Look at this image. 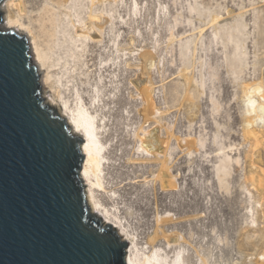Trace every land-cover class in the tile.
<instances>
[{"label":"rangeland","instance_id":"rangeland-1","mask_svg":"<svg viewBox=\"0 0 264 264\" xmlns=\"http://www.w3.org/2000/svg\"><path fill=\"white\" fill-rule=\"evenodd\" d=\"M2 15L52 64L61 95L42 96L97 114L96 195L140 248L159 230L171 259L264 264V0H24Z\"/></svg>","mask_w":264,"mask_h":264},{"label":"water","instance_id":"water-1","mask_svg":"<svg viewBox=\"0 0 264 264\" xmlns=\"http://www.w3.org/2000/svg\"><path fill=\"white\" fill-rule=\"evenodd\" d=\"M3 21L0 12V264H126L116 222L89 213L83 138L44 104L29 39Z\"/></svg>","mask_w":264,"mask_h":264},{"label":"bare ground","instance_id":"bare-ground-1","mask_svg":"<svg viewBox=\"0 0 264 264\" xmlns=\"http://www.w3.org/2000/svg\"><path fill=\"white\" fill-rule=\"evenodd\" d=\"M4 1L5 5H2ZM30 1L36 4L40 2V0ZM52 1L55 3H59L61 0ZM92 1L94 2V0ZM23 3L24 0H3L0 3V12L3 13L6 8L15 9L19 6L21 7ZM90 18L93 19L92 17ZM5 20L6 22L3 21V24L1 25L2 29L17 31L21 34H25L29 39L33 61L34 64H36L38 67L40 92L41 89L45 90V88H51L52 90L56 91L55 93L61 95L59 93V87L57 86V80L52 70V64L48 61V57L44 49L37 41L33 31L30 30L28 26L16 19L11 18L9 15L6 16ZM92 26V29L87 33L88 37L93 43V46L98 47V43L100 44L99 46H104L105 43L103 38L100 34H98L96 29L94 28V25ZM101 27L102 26L99 24L97 28L100 29ZM80 36L81 34L79 35V37ZM53 39L56 42V34ZM118 52H120L119 47ZM94 59L95 55H90V57L88 58V63L89 61H94ZM92 66L90 65V68H92ZM136 86V89L140 87H138V85ZM253 91L259 93L264 92V90L260 86L254 88ZM142 92L140 93L144 94ZM146 97L145 98L148 99L149 96H147L146 94ZM78 99L79 102L77 103V107L73 108L68 105V102H64V105L62 106L53 97L48 98L44 92L42 96L44 104L49 107V109H51L55 113V115L61 117L64 121H66L68 128L73 132V134L79 135L83 138L81 150L82 154H84V161L81 165V170L78 177L82 182V187L89 208V213L92 214L95 218L99 219L102 222L103 226H106L105 223L108 217L112 218L116 222L119 228L117 234L120 237V240L128 244L125 258L126 264H187L185 256H182V254H180L182 252H180L179 254L177 253L178 255H176L175 258L171 259L170 253H168L167 248H159L155 246L159 239V230L156 231V234L152 236L151 240H149V245L154 246L152 250L147 252L143 248H140L139 244L136 242L135 237L130 236L126 232V225H123L121 220L112 213L111 209L105 207L97 198L96 192L98 190H106L104 181L106 163L105 160H107V152H105V150L107 149V146L102 140L103 136L101 131V124H99L98 116H96L97 114L92 112L91 108L87 106L84 97L79 95ZM259 108L261 110V113L264 114V105L259 104ZM255 111H258L257 108H255ZM146 142L150 143V145L155 144L152 135H148ZM141 148L145 150L146 147H143L142 145Z\"/></svg>","mask_w":264,"mask_h":264},{"label":"snow or ice","instance_id":"snow-or-ice-1","mask_svg":"<svg viewBox=\"0 0 264 264\" xmlns=\"http://www.w3.org/2000/svg\"><path fill=\"white\" fill-rule=\"evenodd\" d=\"M108 264H116L115 261H109Z\"/></svg>","mask_w":264,"mask_h":264}]
</instances>
